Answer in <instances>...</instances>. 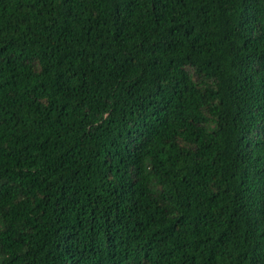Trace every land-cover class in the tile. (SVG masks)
<instances>
[{
	"label": "trees",
	"instance_id": "1",
	"mask_svg": "<svg viewBox=\"0 0 264 264\" xmlns=\"http://www.w3.org/2000/svg\"><path fill=\"white\" fill-rule=\"evenodd\" d=\"M0 264H264V0H0Z\"/></svg>",
	"mask_w": 264,
	"mask_h": 264
}]
</instances>
